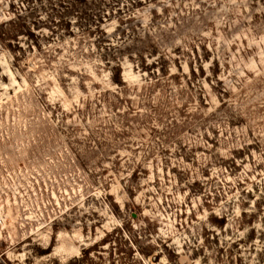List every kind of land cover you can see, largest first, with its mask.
<instances>
[{
    "label": "rangeland",
    "instance_id": "rangeland-1",
    "mask_svg": "<svg viewBox=\"0 0 264 264\" xmlns=\"http://www.w3.org/2000/svg\"><path fill=\"white\" fill-rule=\"evenodd\" d=\"M0 35V264H264V0H0Z\"/></svg>",
    "mask_w": 264,
    "mask_h": 264
},
{
    "label": "trees",
    "instance_id": "trees-1",
    "mask_svg": "<svg viewBox=\"0 0 264 264\" xmlns=\"http://www.w3.org/2000/svg\"><path fill=\"white\" fill-rule=\"evenodd\" d=\"M84 1L86 2V0H84ZM101 18H103L102 15L99 18L95 19V21H93V23H95V31L97 33H101L102 36H104L105 40H107V42H108V38L106 37V34L101 30V27H100V24H99L100 21L102 20ZM0 40H2V36L1 35H0ZM106 60H107V63L110 65L111 62L108 61V59H106ZM116 74L119 75V77L121 75V65L119 63H117V66H116Z\"/></svg>",
    "mask_w": 264,
    "mask_h": 264
}]
</instances>
